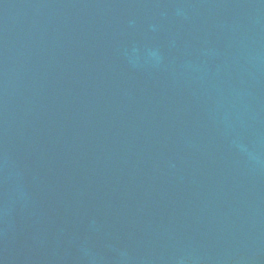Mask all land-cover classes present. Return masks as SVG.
<instances>
[{"label": "water", "instance_id": "water-1", "mask_svg": "<svg viewBox=\"0 0 264 264\" xmlns=\"http://www.w3.org/2000/svg\"><path fill=\"white\" fill-rule=\"evenodd\" d=\"M0 264H264V0H0Z\"/></svg>", "mask_w": 264, "mask_h": 264}]
</instances>
